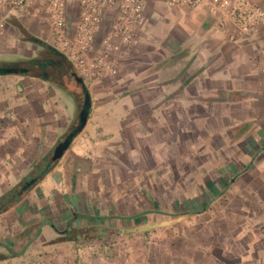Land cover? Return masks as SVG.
Wrapping results in <instances>:
<instances>
[{
    "label": "rangeland",
    "instance_id": "374dc122",
    "mask_svg": "<svg viewBox=\"0 0 264 264\" xmlns=\"http://www.w3.org/2000/svg\"><path fill=\"white\" fill-rule=\"evenodd\" d=\"M157 3L164 1L149 0L151 15ZM148 15V29L141 42L118 55L117 74L95 78L81 74L91 97L89 119L73 140V150H67L52 170L58 178H64L68 170L79 205H60L71 188L65 181L58 182L59 195L45 180L13 210L17 215L29 206L24 218L16 220L13 230L18 236L12 239L18 244L29 239L36 260L44 255L43 246L57 243L53 234H44V221L38 218L47 209L61 218H53L61 231L86 230L87 239L63 242L76 249L70 252L76 264H188L192 258L201 262L190 264H204L209 257L235 261L236 233L242 223L247 230L238 237L240 247L261 239L250 235L253 226L260 224L259 216L264 215V205L254 199L259 194L251 187L253 181L257 186L264 183L257 173L252 174L251 166H245V176L229 178L227 188L208 185L221 177L228 158L239 162L241 156L232 155L238 144L225 149L226 155L209 154L204 147L209 142L204 123L176 122L174 118L172 124L157 125L154 109L145 105L130 113L127 101L134 91L129 88V77L145 66V59L150 58L156 67L152 59L180 50L167 36L170 18ZM5 16L0 61H25L42 50L25 40L17 24L52 45L44 13L9 11ZM76 18L77 9L70 2L71 24ZM67 85L72 89L32 75H0V196L31 176L34 169L38 175L51 161L56 145L79 125L83 101L72 79H67ZM196 114L203 115V111L196 109ZM215 143L222 141L216 139ZM199 197H206L209 204L206 207L199 202L194 208L205 212L193 216L194 201ZM242 207L243 218L238 216ZM30 212L36 214V221ZM76 213L79 218L73 220ZM5 217L0 216V228ZM33 228L39 229L35 238L29 237ZM204 245L210 248L205 250Z\"/></svg>",
    "mask_w": 264,
    "mask_h": 264
},
{
    "label": "crops",
    "instance_id": "0c3cea01",
    "mask_svg": "<svg viewBox=\"0 0 264 264\" xmlns=\"http://www.w3.org/2000/svg\"><path fill=\"white\" fill-rule=\"evenodd\" d=\"M254 1L264 7V0ZM147 11L150 17L154 15L170 18L166 25L167 36L176 41L174 45H177L176 47L180 50H173L172 55H163L162 59H152V62L157 64L156 67H153L150 58L145 59V66L140 67L137 74L129 77V88L134 91L130 95V101H127L130 113L137 106L145 105L152 109L151 111L154 109L157 125L172 124L175 122L174 118L177 119L176 122L183 120L194 124L204 123L203 132L206 133L205 138L209 141L204 147L209 150V154L226 155L225 149L234 148L238 144V150L232 155L239 154L241 156L239 162L235 163V159L228 158V163L223 165V174L218 180L210 181L209 187L227 188L230 186L229 182L236 180L234 176L239 175L238 178H241L247 174L246 165L251 166L252 174L257 173V177L264 183V163H262L264 162V74L259 68V64L264 59V30L260 32L258 41L234 43L228 39L227 32L217 26L215 18L205 9L172 10L168 9L165 3H157L154 14L150 13L151 5L148 6ZM141 61L144 60L141 59ZM136 84H140L139 89L136 88ZM134 95L138 96V101ZM196 109L203 111V115H197ZM133 121L131 120L130 124ZM216 139L222 143L217 145ZM233 141L235 145H231ZM74 147L73 142L69 150ZM69 178L71 176H68V170L64 178H58L55 172L51 171L41 180H47L51 188H55L53 192L58 194L60 191L56 184L66 182L71 191L69 189L66 191L68 192L66 198L59 204L67 207L68 204L75 205L78 202L79 205L80 203ZM229 178H232L231 181H227ZM251 189L259 194H255L254 199L264 205V186H257L253 181ZM21 200L8 211L0 214V216H6L4 227L0 228V264H76L73 259L75 256L70 255V252H76V249L63 244L68 241L62 240L67 230L61 231L57 224L53 223L54 216L56 220L61 218L57 217L51 209L44 210V216L38 215V218L44 221V234H53L52 237L57 243L43 246L44 255L39 256L38 260L34 256L33 245H29V239L22 244L12 239L13 236H18V233L13 230L16 220L24 218L29 212L27 205V211H20L14 215L13 210ZM199 202L206 207L209 204L206 197H199L197 201H194L193 208ZM24 209L26 206L23 207ZM194 209L193 216L196 213L205 212L202 208H200L202 211ZM241 209V214L238 216L243 218L245 212L243 207ZM30 213L31 218H35L36 221V214ZM72 217L74 220L79 218V215L76 213ZM83 217L89 218L84 215ZM254 217L255 215L252 216ZM258 222L260 224L253 226L250 235L254 239L257 237L264 240V215L259 216ZM246 230L242 223L241 229L236 233L237 259L235 261L209 257L203 263L264 264V243L261 239L257 240L258 243L253 240V244L240 247L238 237L244 236ZM37 231L35 228L31 229L29 237L35 238ZM204 248L207 250L210 247L204 245ZM54 251H59L60 254L53 255ZM188 262L190 264L201 261L192 258ZM93 264L99 263L95 261Z\"/></svg>",
    "mask_w": 264,
    "mask_h": 264
},
{
    "label": "built area",
    "instance_id": "2783aa9c",
    "mask_svg": "<svg viewBox=\"0 0 264 264\" xmlns=\"http://www.w3.org/2000/svg\"><path fill=\"white\" fill-rule=\"evenodd\" d=\"M168 9H205L234 43L258 41L264 7L254 0H163ZM77 9L71 24L69 4ZM149 0H0V37L9 11L45 14L52 46L86 77L118 73V55L137 46L148 29ZM264 74V59L259 64Z\"/></svg>",
    "mask_w": 264,
    "mask_h": 264
},
{
    "label": "trees",
    "instance_id": "16d2710c",
    "mask_svg": "<svg viewBox=\"0 0 264 264\" xmlns=\"http://www.w3.org/2000/svg\"><path fill=\"white\" fill-rule=\"evenodd\" d=\"M18 27L22 30L25 40L40 45L42 50L39 52L37 57H33L27 59L25 61H18L14 63H7L0 61V75H8V74H16V75H32L35 77H41L47 81H52L56 85L60 86L64 89H72L70 85L66 86L67 79H72L73 82L79 88V95L81 97V101H83V109H87L90 114L91 108V97L90 93L85 86V79L83 76L77 71L74 64L70 59L64 55L60 50L52 46L51 44L43 41L41 38L30 34L23 26L17 24ZM59 62L62 63L64 72L60 71L57 78L53 80L49 76V73L56 72L59 67ZM13 68L17 69L12 73H8L6 69ZM72 72V73H71ZM75 76V77H73ZM82 109V110H83ZM80 125V123H79ZM79 125L74 128L71 132H69L63 141L59 142L56 145L53 155L51 157V161L46 164V167L41 170V172L36 175L37 169H34L33 174L26 178L24 181L20 182L15 188L6 192L5 194L0 196V214L8 211L15 204H17L21 199H23L47 174H49L54 167L59 163L64 154L69 150L73 140L81 133L83 129H79ZM67 139H70V144L62 157H58L57 159H53L55 155V150L57 146L61 143L65 142ZM35 173V174H34ZM86 230L74 229L72 231H66L65 236L62 240L68 241H79L83 238L87 239ZM93 238V237H92Z\"/></svg>",
    "mask_w": 264,
    "mask_h": 264
},
{
    "label": "water",
    "instance_id": "95a60500",
    "mask_svg": "<svg viewBox=\"0 0 264 264\" xmlns=\"http://www.w3.org/2000/svg\"><path fill=\"white\" fill-rule=\"evenodd\" d=\"M16 70L17 69H13V68L6 69V71L8 73H12L13 71H16ZM88 119H89V111L85 108L80 113L79 129H83L86 126ZM69 144H70V139H67L65 142H63L59 146H57L53 159H57L58 157H62L64 152H65V149L68 148Z\"/></svg>",
    "mask_w": 264,
    "mask_h": 264
},
{
    "label": "flooded vegetation",
    "instance_id": "af4514ba",
    "mask_svg": "<svg viewBox=\"0 0 264 264\" xmlns=\"http://www.w3.org/2000/svg\"><path fill=\"white\" fill-rule=\"evenodd\" d=\"M59 66H61V67H59V69L55 72L54 71V73H49L47 76H49L51 79L53 78V80L54 79H56L57 78V76H58V74H59V72L60 71H63L64 70V68H63V65H62V63L61 62H59ZM64 72V71H63ZM72 73V72H71ZM73 77H75V76H73ZM76 78V77H75ZM77 79V78H76Z\"/></svg>",
    "mask_w": 264,
    "mask_h": 264
}]
</instances>
